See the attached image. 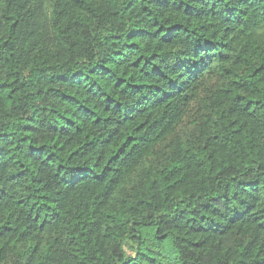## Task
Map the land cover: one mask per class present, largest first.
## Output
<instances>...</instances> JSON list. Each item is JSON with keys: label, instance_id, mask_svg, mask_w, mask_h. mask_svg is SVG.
I'll list each match as a JSON object with an SVG mask.
<instances>
[{"label": "trees", "instance_id": "1", "mask_svg": "<svg viewBox=\"0 0 264 264\" xmlns=\"http://www.w3.org/2000/svg\"><path fill=\"white\" fill-rule=\"evenodd\" d=\"M0 264H264V0H0Z\"/></svg>", "mask_w": 264, "mask_h": 264}]
</instances>
